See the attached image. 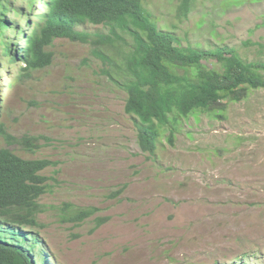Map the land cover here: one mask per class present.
Returning <instances> with one entry per match:
<instances>
[{
    "label": "rangeland",
    "instance_id": "374dc122",
    "mask_svg": "<svg viewBox=\"0 0 264 264\" xmlns=\"http://www.w3.org/2000/svg\"><path fill=\"white\" fill-rule=\"evenodd\" d=\"M180 5L144 0L160 30L175 33L182 46L233 47L245 61L264 63V0H195L184 19ZM8 18L13 24L24 19L13 10ZM86 31L108 34L92 25ZM15 33L6 38L14 40ZM121 36L109 46L94 44L95 36L86 44L59 39L49 48L51 67L23 81L19 66L6 64L0 39V122L17 139L36 138L41 149L1 144L23 159L56 163L43 173L48 190L40 201L43 227L33 230L41 241L34 258L264 264V90L229 103L223 119L205 112L175 116L156 154H146L125 112L124 54L133 39ZM204 65L215 67L208 60ZM81 210L93 214L78 225L64 220Z\"/></svg>",
    "mask_w": 264,
    "mask_h": 264
},
{
    "label": "trees",
    "instance_id": "16d2710c",
    "mask_svg": "<svg viewBox=\"0 0 264 264\" xmlns=\"http://www.w3.org/2000/svg\"><path fill=\"white\" fill-rule=\"evenodd\" d=\"M23 1L26 7L0 0L3 55L6 64L19 66V81L51 67L54 54L49 48L59 39L86 44L95 36L94 44L104 46L114 45L115 38L123 39L121 34L133 39L131 50L124 54L128 79L123 84L128 95L125 112L133 118L146 154H156L161 132L177 120L175 116L188 118L205 112L223 119L229 103H241L254 91L264 90V63L245 61L233 47L199 50L182 46L175 33L160 30L144 0ZM194 2L181 0L180 19L188 18ZM12 10L23 21L13 24L8 18ZM36 19L39 21L31 25ZM22 24L25 29H19ZM88 25L102 27L108 34L92 35L86 31ZM12 30L17 39L9 41L6 34ZM205 60L215 67L204 65ZM173 136L171 131V142ZM1 140L28 152L41 148L36 138L17 139L7 134L5 122H0V264H36L34 255L41 241L33 230L43 227L38 219L44 211L40 201L48 190V177L43 173L56 163L23 159L2 146ZM92 214L81 210L69 217L65 214L64 220L78 225ZM37 263L49 261L42 257Z\"/></svg>",
    "mask_w": 264,
    "mask_h": 264
}]
</instances>
